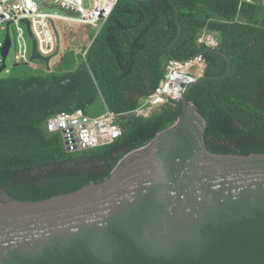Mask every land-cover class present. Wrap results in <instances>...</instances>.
Listing matches in <instances>:
<instances>
[{"label": "trees", "instance_id": "1", "mask_svg": "<svg viewBox=\"0 0 264 264\" xmlns=\"http://www.w3.org/2000/svg\"><path fill=\"white\" fill-rule=\"evenodd\" d=\"M263 10L244 0H119L78 69L0 80V188L13 199L35 202L109 178L118 159L178 120L180 101L157 105L147 116L134 111L159 86L171 58L186 61L205 49L198 43L204 32L218 39L232 65L226 79L201 83L188 95L207 121L206 148L224 155L264 154ZM203 59L206 76L225 72L220 55L206 53ZM100 107L118 115L122 127L110 145L69 152L60 134L45 131L55 114L99 115ZM91 157L105 161V168L88 174L65 170Z\"/></svg>", "mask_w": 264, "mask_h": 264}, {"label": "water", "instance_id": "2", "mask_svg": "<svg viewBox=\"0 0 264 264\" xmlns=\"http://www.w3.org/2000/svg\"><path fill=\"white\" fill-rule=\"evenodd\" d=\"M23 23L31 60L48 66L52 58L37 53ZM10 49L8 33L0 75ZM206 53L220 55L225 72L186 85L176 123L127 153L103 182L35 202L0 188V264H264V154L210 152L207 121L188 101L193 87L231 74L218 49L191 59Z\"/></svg>", "mask_w": 264, "mask_h": 264}, {"label": "built area", "instance_id": "3", "mask_svg": "<svg viewBox=\"0 0 264 264\" xmlns=\"http://www.w3.org/2000/svg\"><path fill=\"white\" fill-rule=\"evenodd\" d=\"M88 2L89 7L86 8L83 0H43V4L54 5L75 14V17L67 16L66 18V16L44 13L37 0H0V68L4 64L1 55L6 39V36L2 38L4 32L6 35L10 34L11 48L17 44L18 49L15 55L17 65L36 63L31 60L32 48L30 51L25 38L27 27L24 21H28L37 53L43 58L53 59L58 54L60 34L56 23L59 20H75L78 24L95 27L97 33L100 32L119 0H88ZM22 25L26 27V30ZM198 43L205 48L218 49L219 47L218 39L207 32L202 34ZM40 63L44 65V70L46 67L49 68L45 63ZM206 68L207 63L200 56L186 61L170 60L159 86L148 97L141 100L134 113L144 116L142 114L146 113L147 109L151 112L157 105L181 101L185 86L203 75ZM117 118L118 115L109 110L97 117H90L82 110L72 113L62 112L48 119L45 131L60 134L69 152L89 150L110 145L122 135V127L117 122Z\"/></svg>", "mask_w": 264, "mask_h": 264}, {"label": "crops", "instance_id": "4", "mask_svg": "<svg viewBox=\"0 0 264 264\" xmlns=\"http://www.w3.org/2000/svg\"><path fill=\"white\" fill-rule=\"evenodd\" d=\"M56 26L60 34L59 51L57 56L50 61L49 68L46 67L44 70V65L41 63L29 64L32 69L27 74H17V76H10V78L37 75L43 71L52 74L69 73L73 69L76 70L77 66H79L82 61H85L84 54L86 53L87 56L88 50L96 39L99 33H97V29L92 26L78 24L75 20H59L57 21ZM85 28H88V30H85Z\"/></svg>", "mask_w": 264, "mask_h": 264}, {"label": "rangeland", "instance_id": "5", "mask_svg": "<svg viewBox=\"0 0 264 264\" xmlns=\"http://www.w3.org/2000/svg\"><path fill=\"white\" fill-rule=\"evenodd\" d=\"M40 5H41V11H43L44 13H47V14H56V15H60V16H66L63 12L59 11V10H49L45 7H42V4H43V0H37ZM84 1V5L86 8L89 7V2L88 0H83ZM248 1V3H252L254 5H259L261 8L264 9V0H246ZM261 15L262 17L264 18V10L261 12ZM23 28L26 30V27L24 25H22ZM12 30L14 31V27L12 28ZM85 30H88V28H85ZM95 34H96V31H95ZM6 36V32H4L2 34V38H5ZM25 38L27 40V43L29 45V49L31 51V48H32V43H31V40L26 32L25 34ZM17 44L16 46L12 47L10 52H9V55L7 57V60H6V69L2 72V74L0 75V80L2 79H8L10 76H17L18 75H25L27 74L29 71H31V67L29 65H18V66H15L17 65L15 63V55H16V51H17ZM37 64H40L39 61L36 62ZM79 67L77 66V69ZM75 69L71 70L70 72H73ZM21 73V74H20ZM42 73H45L44 71ZM95 110V108H92V111ZM98 110H100L99 112H102L101 114L99 115H90V117H97V116H101L105 111V107H100L98 108ZM146 113L142 114V115H148L150 110L147 109L145 110ZM116 157H118V155H114L113 158L115 159ZM124 157V156H123ZM122 157V158H123ZM118 159L117 161V164L118 162L122 159ZM116 164V165H117ZM105 161L101 160V159H98V158H87V159H81L79 160L77 163H74V164H68L65 166V170L68 172V171H73L75 173H78V172H81V173H84V174H88V173H94V172H99L101 171L102 169L105 168ZM116 167V166H115Z\"/></svg>", "mask_w": 264, "mask_h": 264}, {"label": "clouds", "instance_id": "6", "mask_svg": "<svg viewBox=\"0 0 264 264\" xmlns=\"http://www.w3.org/2000/svg\"><path fill=\"white\" fill-rule=\"evenodd\" d=\"M87 57V56H86ZM85 61H86V58H85ZM49 66V65H48Z\"/></svg>", "mask_w": 264, "mask_h": 264}, {"label": "flooded vegetation", "instance_id": "7", "mask_svg": "<svg viewBox=\"0 0 264 264\" xmlns=\"http://www.w3.org/2000/svg\"><path fill=\"white\" fill-rule=\"evenodd\" d=\"M50 6H52V5H50ZM54 6V5H53ZM57 7V6H56Z\"/></svg>", "mask_w": 264, "mask_h": 264}, {"label": "bare ground", "instance_id": "8", "mask_svg": "<svg viewBox=\"0 0 264 264\" xmlns=\"http://www.w3.org/2000/svg\"><path fill=\"white\" fill-rule=\"evenodd\" d=\"M75 56V55H74ZM73 61V60H72Z\"/></svg>", "mask_w": 264, "mask_h": 264}]
</instances>
